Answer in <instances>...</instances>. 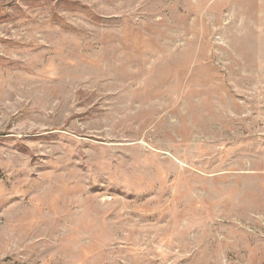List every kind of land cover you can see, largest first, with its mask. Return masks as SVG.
Masks as SVG:
<instances>
[{
    "label": "rangeland",
    "instance_id": "1",
    "mask_svg": "<svg viewBox=\"0 0 264 264\" xmlns=\"http://www.w3.org/2000/svg\"><path fill=\"white\" fill-rule=\"evenodd\" d=\"M0 264H264V0H0Z\"/></svg>",
    "mask_w": 264,
    "mask_h": 264
}]
</instances>
